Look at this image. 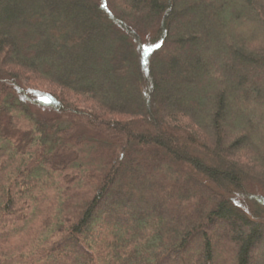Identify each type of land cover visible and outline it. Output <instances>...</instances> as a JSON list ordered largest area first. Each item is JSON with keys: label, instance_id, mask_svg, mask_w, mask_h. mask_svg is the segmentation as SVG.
<instances>
[{"label": "trees", "instance_id": "trees-1", "mask_svg": "<svg viewBox=\"0 0 264 264\" xmlns=\"http://www.w3.org/2000/svg\"><path fill=\"white\" fill-rule=\"evenodd\" d=\"M0 264H264V0H0Z\"/></svg>", "mask_w": 264, "mask_h": 264}, {"label": "rangeland", "instance_id": "rangeland-1", "mask_svg": "<svg viewBox=\"0 0 264 264\" xmlns=\"http://www.w3.org/2000/svg\"><path fill=\"white\" fill-rule=\"evenodd\" d=\"M198 154H201V153L198 151Z\"/></svg>", "mask_w": 264, "mask_h": 264}]
</instances>
